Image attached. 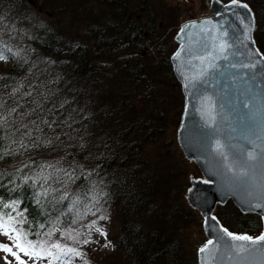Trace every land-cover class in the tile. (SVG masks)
<instances>
[{
	"label": "trees",
	"instance_id": "trees-1",
	"mask_svg": "<svg viewBox=\"0 0 264 264\" xmlns=\"http://www.w3.org/2000/svg\"><path fill=\"white\" fill-rule=\"evenodd\" d=\"M240 1L255 13L264 53V0ZM162 2L0 0V42L11 49L0 61V234L16 247L31 242V252L75 263L52 244L79 252L101 229L122 264H198L197 251L187 259L185 233L202 217L184 197L168 203L172 183L147 160L151 145L168 142L172 108L179 124L185 104L171 61L181 12L168 6L161 18ZM182 173L187 183L186 168L169 177ZM216 216L236 233L263 230L261 215L232 199Z\"/></svg>",
	"mask_w": 264,
	"mask_h": 264
},
{
	"label": "water",
	"instance_id": "water-1",
	"mask_svg": "<svg viewBox=\"0 0 264 264\" xmlns=\"http://www.w3.org/2000/svg\"><path fill=\"white\" fill-rule=\"evenodd\" d=\"M240 3L247 4L248 9L237 7L231 1L211 0L208 15L188 19L180 25L175 35L178 47L171 55L173 71L182 85L185 96L177 140L185 157L194 162L201 171V177L191 176L190 186L186 192L188 204L203 218L204 232L207 237L198 248V264H204L205 258V254L199 252V249L209 239L215 240L221 235L220 227L227 228L216 216V209L230 199L243 212L261 215L263 230L253 237L264 233V209L251 210L246 206L243 202L245 199L243 190L229 180L225 167L226 164L233 163L235 151L249 147L248 139L264 137V74H262L264 67L260 64H257L255 69L240 66L241 63L247 64L252 60H264V53L258 47L254 37L255 13L248 3L243 1ZM205 20L212 21L211 24L202 26L208 31H203L202 28H191L187 30L186 35H181L180 30L186 24L193 22L201 24ZM246 25L251 28L250 32L245 30ZM224 31L228 32L227 37L222 36ZM245 36L251 38L245 39ZM222 40H227L232 45L224 54L219 53L218 50ZM210 50L212 55L217 57L213 61L217 67L208 68L203 86L197 82L196 87L186 89L184 85L188 81L182 78L181 73L191 77L198 73L201 67L207 68V63L201 65L195 57L205 55ZM256 50L258 54L249 57L250 51ZM177 53H181L178 59ZM231 53H237V55H231ZM221 55H228L229 59L225 61L220 58ZM233 63L236 64L235 68L230 66ZM189 92L192 95H189ZM203 96L211 97V103H214L215 107L211 108L208 103L203 102ZM245 100L250 101L248 108L243 106ZM217 139L224 145L223 151L228 156L227 161L215 152ZM260 142L257 141V143ZM254 179L258 192L259 185L264 183V173L258 170L254 173ZM212 217L216 219L212 220ZM227 242V239L220 242L221 252L217 255H223L224 244ZM252 260L253 264H264V257L258 252L253 253ZM210 264H212L211 260Z\"/></svg>",
	"mask_w": 264,
	"mask_h": 264
},
{
	"label": "snow or ice",
	"instance_id": "snow-or-ice-1",
	"mask_svg": "<svg viewBox=\"0 0 264 264\" xmlns=\"http://www.w3.org/2000/svg\"><path fill=\"white\" fill-rule=\"evenodd\" d=\"M233 5H236L237 7H242L245 9H248L247 4H241L240 0H231ZM250 11V9H249ZM243 22V21H241ZM212 21L205 20L201 24H196L195 22L191 24H186L183 26L180 30L181 35H186L187 30L191 28H202L203 31H208L207 28L202 27L211 24ZM3 17L0 16V28H3ZM14 30V26H13ZM245 30L250 32L251 28L249 26H245ZM2 35V33H0ZM222 36L227 37L228 32L224 31L222 33ZM250 36H245V39H250ZM243 41H241L242 43ZM235 43V41H233ZM232 45L227 40H222L218 45L219 53L224 54L228 52V49ZM11 49L8 48L6 45H4L2 42H0V61L5 60L8 58L6 53H10ZM258 54V50L256 51H250L249 57L255 56ZM16 55V54H13ZM181 53L176 54V58L178 59ZM231 55H237V53H231ZM223 60L227 61L229 59L228 55H221ZM217 59L216 56L212 55V50H210L207 54L196 56L195 60L199 61L201 65H204L207 63V68L201 67L198 73H195L191 77L185 76L184 73H181V76L183 79L187 80L188 82L185 83V88L188 89L190 87L194 88L197 85V82L201 86L204 84V77L207 75L208 68H216L217 65L213 62ZM257 64H260L262 67H264V60H252L250 63H241L240 66L243 68H249V69H255ZM231 67L235 68L236 64H231ZM264 74V73H262ZM18 90V89H17ZM28 95H31L29 92ZM189 95H192L191 92H189ZM199 99V97H197ZM203 102L208 103L209 107L214 108V103H211V97L203 96ZM249 100L243 101V106L245 108L249 107ZM4 107V102L0 101V129L3 128L7 117L4 115V112L2 111ZM16 109L12 108L9 110L8 115L10 116L12 112H15ZM47 123V121H45ZM21 127L27 128V125H21ZM19 130V129H17ZM25 136L31 138V130H29L27 133H24ZM39 139V137H37ZM261 141L260 143H257V141ZM247 145L249 147L241 148L238 151H235L233 153V163L226 164V170L229 174V180L239 186L245 195L244 203L246 206L251 209H264V183H261L259 185V191L257 192V184L254 179V173H256L258 170L262 173H264V137L257 136L255 139H248ZM20 147L26 148L27 145L23 143V141L20 142ZM224 145L221 144L220 140L217 139L215 141V152L219 155L224 157L225 161H227L228 156L223 151ZM2 158V157H0ZM48 167H53L52 165H48ZM59 171V170H57ZM48 177H45V180H47ZM64 197H61L63 199ZM101 219H104V217H101ZM212 220H215V217L211 218ZM4 225H0V229H3ZM98 232L101 231V229H96ZM219 232L221 235L217 236L215 240L209 239L206 241L205 245L202 246L199 249V252L205 254L204 258V264H210V260L212 264H253L252 256L253 253H260L262 257H264V233H262L258 237H253L251 235L247 234H236L231 232L229 229L220 227ZM103 234V233H102ZM5 235H8L7 232H5ZM19 239V235L16 237ZM72 239H75V237H72ZM227 239V243L224 244V253L223 255H217V253L221 252L220 248V242ZM28 247H24L23 245L17 244V247L20 249L21 252H25V254H32L35 256H40L41 252H31V249H34L37 245L27 242ZM0 247H3L5 251H12L11 248L0 245ZM53 248L59 249V251L65 255L72 254L75 256H79L80 253L75 248H68V247H62L59 243L52 244ZM41 251H44L43 247L41 246ZM13 255H16V253H13ZM47 256H53V253L51 251L46 252ZM56 259H59L60 257H55ZM23 264V262H21Z\"/></svg>",
	"mask_w": 264,
	"mask_h": 264
},
{
	"label": "rangeland",
	"instance_id": "rangeland-1",
	"mask_svg": "<svg viewBox=\"0 0 264 264\" xmlns=\"http://www.w3.org/2000/svg\"><path fill=\"white\" fill-rule=\"evenodd\" d=\"M223 1L226 2L228 0ZM208 2L209 0H164V2H162L164 7L161 8L158 6V13H162L161 18H164V8H169L168 6L176 7L177 10L181 12L179 22L183 23L188 19L208 14ZM172 28L174 27L169 28V31H172ZM176 109V106L172 108L171 118L173 120H171V125L164 136V139H167L168 141L167 144L162 145L161 143H155L154 145H151L147 151V160L150 166L154 168L152 173H164L165 179L169 182V187L172 183L171 188L173 194L170 195L171 198L168 200L169 204H171V202L176 203L178 200L181 201L182 197H184L186 201V192L190 186L191 176L201 177L199 167L185 157L182 148L178 143L177 130L179 124L176 123V118H173ZM185 168L188 171L187 183L184 182L183 173L181 175L174 174L171 178L169 177L173 170L181 169L184 171ZM167 181H163L162 184L166 185ZM183 182L185 183L184 186ZM186 185L187 187H185ZM200 217H202L201 214ZM201 230L204 232L203 218L202 222L197 221L192 223L185 233L187 235L185 240L186 247L188 248L187 259L194 257L196 251L198 253L199 246L196 248L195 244L201 239ZM203 234L206 236L205 232ZM9 237L11 238V236ZM79 244L82 245L83 249L79 250L80 255L76 257L75 263H71L68 260V257L66 259L60 258L56 261L52 260V257L49 259L42 257L43 255L35 256L28 254L23 256L13 242L6 240L0 234V245L12 249V251H5L3 247H0V264H21V262H23V264H122L123 262H126L123 251L109 239L108 235L102 234L101 232L96 231L93 234V231H90L85 240ZM63 247L74 248V246H68L65 244H63ZM13 253H16V255H13ZM70 255L74 256L72 254Z\"/></svg>",
	"mask_w": 264,
	"mask_h": 264
},
{
	"label": "built area",
	"instance_id": "built-area-1",
	"mask_svg": "<svg viewBox=\"0 0 264 264\" xmlns=\"http://www.w3.org/2000/svg\"><path fill=\"white\" fill-rule=\"evenodd\" d=\"M209 3V2H208Z\"/></svg>",
	"mask_w": 264,
	"mask_h": 264
}]
</instances>
